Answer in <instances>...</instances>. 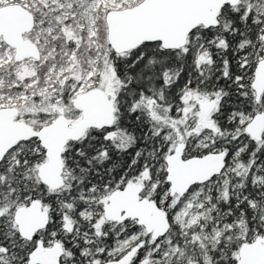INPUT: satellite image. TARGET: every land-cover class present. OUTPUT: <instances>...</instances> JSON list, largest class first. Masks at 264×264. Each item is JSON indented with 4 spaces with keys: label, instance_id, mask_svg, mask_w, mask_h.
<instances>
[{
    "label": "snow or ice",
    "instance_id": "1",
    "mask_svg": "<svg viewBox=\"0 0 264 264\" xmlns=\"http://www.w3.org/2000/svg\"><path fill=\"white\" fill-rule=\"evenodd\" d=\"M0 264H264V0H0Z\"/></svg>",
    "mask_w": 264,
    "mask_h": 264
}]
</instances>
